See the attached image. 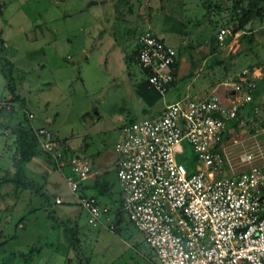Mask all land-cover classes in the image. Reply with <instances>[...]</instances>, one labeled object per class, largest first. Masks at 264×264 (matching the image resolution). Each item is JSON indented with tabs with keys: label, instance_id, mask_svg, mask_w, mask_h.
Returning <instances> with one entry per match:
<instances>
[{
	"label": "built area",
	"instance_id": "built-area-1",
	"mask_svg": "<svg viewBox=\"0 0 264 264\" xmlns=\"http://www.w3.org/2000/svg\"><path fill=\"white\" fill-rule=\"evenodd\" d=\"M240 32L220 26L215 39L220 45ZM136 44V64L162 95L174 78L175 48L147 28ZM263 74L260 66L243 68L200 97L176 99L121 126L112 164L121 209L158 264H264V96L255 92ZM14 106L0 96V114ZM31 127L94 224L107 207L77 190L99 170L86 156L64 154L47 127Z\"/></svg>",
	"mask_w": 264,
	"mask_h": 264
},
{
	"label": "rangeland",
	"instance_id": "rangeland-1",
	"mask_svg": "<svg viewBox=\"0 0 264 264\" xmlns=\"http://www.w3.org/2000/svg\"><path fill=\"white\" fill-rule=\"evenodd\" d=\"M90 1L0 0V96L11 91L15 96L13 101L21 102L35 118H43L44 124L54 129V140L66 139L87 147L88 151H95L110 147L123 123L141 119L143 115L135 108V97L130 91V86L142 77L141 69L133 61L124 64L122 59L124 67L121 72L107 50L105 37L107 35L115 43L120 45L124 42L122 46L131 47L134 34L143 26L141 21L146 16L149 0H93V4ZM167 1L169 5L177 2ZM184 1L185 14H190L192 19L199 16L200 4L194 0ZM162 2L165 1L153 0V5H150L152 12L146 18L154 31L161 33L162 27L170 24L169 21L174 23L171 27L175 31L184 29L181 36L192 34L195 23L202 16L188 25L185 22L181 25L168 16L171 15L165 9L168 6L161 5ZM212 19L218 23L214 25L212 21L209 29L208 42L214 46L217 44L215 30L222 23L217 13ZM259 21L264 22V17L261 20L255 18L252 25L244 27L236 38H226L222 44H217L223 46L214 56L219 60L215 63L218 79L243 69L251 62L263 66L258 59L262 55L257 53L256 33L251 43L246 40L251 35L252 31H249ZM145 28L149 29L148 26ZM183 44L178 49L186 53L191 51L195 42L188 39ZM84 53H87L86 57H83ZM205 68L200 74L206 71ZM182 83L183 79L175 81L150 105L143 104L145 113L151 111L156 101H173L176 93L182 89ZM16 116L22 118L21 110ZM5 141L8 142L0 127V165L7 163L10 152ZM56 144L61 146L58 142ZM96 180L99 181V177ZM60 186L63 201L54 204L49 197L45 205L48 212L37 206L39 201L44 202L42 193L35 190L36 186L32 187L34 191L20 188L16 192L13 213L22 216L24 227L16 228L14 241L6 243L0 250V264H76L78 261H84V264L147 263L151 250L123 212L117 225L112 229L107 227L118 201L115 194L113 198L105 197L98 194L95 187H80L77 194L92 195L100 203L106 201L110 212L100 215L94 224H89L77 199V203H71L82 231L77 252H72L74 262H64L66 248L63 234L57 232L54 225L51 229L48 227L50 219L54 221L53 218L65 209L68 211L70 200L67 194L73 195L63 181ZM111 188L115 191L114 186ZM54 189V185H51L50 193L53 194ZM35 231L37 236H33ZM30 247L31 252L27 253ZM10 251H20V255L13 256L9 254Z\"/></svg>",
	"mask_w": 264,
	"mask_h": 264
},
{
	"label": "crops",
	"instance_id": "crops-1",
	"mask_svg": "<svg viewBox=\"0 0 264 264\" xmlns=\"http://www.w3.org/2000/svg\"><path fill=\"white\" fill-rule=\"evenodd\" d=\"M152 1L153 0L148 1L149 6L147 7L146 12H145V15H146L145 18H143L141 21L142 22L141 24H143L141 29L148 26L149 29L153 33L158 35L165 43L173 46L177 54L176 55L177 64L174 69V78H173V81L171 82V85L167 87L166 90H168L174 84L175 81L179 79H183L182 89L180 90V92L176 93L177 97L174 100L179 99V98H186V97L187 98L200 97L204 95L205 93L208 92L210 87L218 80V78L216 77L217 68L215 64L216 63L215 59L218 57H214V56L216 54L218 55L219 50L223 47L217 44L212 46L208 42L210 38L209 29H210L211 22L214 21V25L218 24L216 19L214 20L212 19L213 17H216V12L210 9L209 12H207L208 15H206L205 14L206 7L201 5L198 2V0H194L196 1L197 4H200V6H198L199 16H195L192 19V16H190V14L187 15L184 12L186 10L185 8L186 5H185L184 0H177V2L170 3V5L167 0H161V1H165V2H162L161 5L164 6L166 4L168 6V8H165V7L163 8L167 10V13H171V15H168L167 13L166 15L173 18L175 22H178L181 25L184 24L183 22H185L188 25L192 20H197V18L201 16L202 18L199 20V22L197 21V23H195L196 26L192 29L191 31L192 34L185 33L183 36H181L180 33L183 32L184 29L182 28L179 31V28H178V30L175 31V29L171 27V24H174V23H171L169 21L168 23L170 24L162 27L163 31H161V33L158 34L157 32L154 31L152 26L147 22L148 19H146L152 12L151 10L152 7H150V5H153ZM253 20L254 19L246 23L244 27H249V24L252 25L251 22ZM138 32L134 34V42L131 45V47H133L136 43V35L138 34ZM249 32H251V35L247 36V39H246L249 43H251V39L254 38L255 33H256L257 40L255 42H256V46H259V50L258 51L256 50V51L258 55H262L258 59H260L261 62H263V66H260V67L264 72V49H263L264 48V22L259 21L257 25L255 27H252V29ZM188 39L193 40V42H195V45L192 46V48L190 49L191 50L190 52L188 51L184 53L183 51H180L178 48L180 44H183V43L186 44ZM105 41H106V47L108 48L107 50L110 52L111 58L116 60L117 67L122 72V69L124 67V64L122 62V54L125 50L130 49L131 47L129 45L122 46L123 44H125L124 42L119 45L115 43L112 37H108L107 35L105 37ZM198 51L200 52L198 53ZM86 55L87 53H84L83 57H86ZM255 61H258V60L256 59ZM253 63L254 62H251L247 66L251 65L252 66L251 68H256L259 66V65H253ZM204 67H206L205 68L206 71L200 74V72L202 71V69H204ZM246 67H243V68H246ZM143 75L144 74L142 72V76ZM261 79H264V74ZM132 87L133 86L131 85L130 91L133 93L135 97L133 98V102L135 103V108L139 109L142 112L143 115L141 116V118L147 117V116H153L157 114L162 109V107L167 103L166 99L159 100L158 102L156 101L151 106V111L149 113H145L146 111L144 110L145 108L143 105V101L140 97L135 95ZM263 89L264 87L261 89V91ZM12 95L13 93L8 90L5 96H12ZM262 95L264 96V93H262ZM13 102L15 103V109L13 111L4 112L3 114H0V127H2V135L4 136L5 140H8V142L5 141V146L7 145V148L10 150L7 163L0 165V176L8 172L10 173L13 170L11 166V155L13 153V148H14L13 142H12L13 135L9 133L8 131L9 128L7 127V124H14L17 121L21 120V118H18L16 116V113L18 111L21 110L22 115L24 116H25V111L31 112L29 110H26L24 108V105L21 102H18L17 100ZM137 119H132V120H137ZM26 121H28L31 126H39V125L45 126L52 131L53 135L55 134V131L53 128L48 127L47 125L44 124L43 118L37 119L32 114V118L26 119ZM119 136H120V128H119V131H118V134L116 136L114 143L119 138ZM114 143L108 148L98 149L95 151L93 150L88 151L87 147H83L82 145H78L77 143H74L66 139L62 142V145L67 148L68 154H77V155H83V156L88 157L90 160L91 167L99 170V173L96 176H93L90 178L92 179V181H89L88 183H85V184L80 183L81 188L89 189V188L95 187L97 189L96 183L99 182L101 191L100 192L97 191V193L102 194L103 196L109 197V198H113L115 194V197L117 200L119 198V189H118V185L116 182L114 170L112 167L113 160L115 157L114 151H113ZM21 169H22V172L26 180H29L30 187L28 188H32L36 186L37 189L35 190H38V192L42 193L43 195L42 199L44 203H42L41 201L37 203L38 204L37 206L40 208V210L47 211L45 208L46 207L45 205L46 203H48L49 197H51L52 199L54 197H59L61 199V202L59 203H62L63 197L62 195H60V191L62 189L60 184H61V181L65 183L62 173L60 170H58L53 165L52 162H50L47 158H45L43 154L41 153L32 154L28 160L22 162ZM61 170L67 171V166H63ZM97 177H99V181L96 180ZM51 185H54V188H55L54 189L55 192L53 194L50 193V190H49ZM113 186L115 187V191L111 190L112 189L111 187ZM18 190H20V188L14 182L10 180H5V181L0 182V250L6 243H12L14 241L15 236H16V233H15L16 228L22 229L24 227L22 216L18 217L16 213H13L15 209L16 198H17L16 192ZM67 198L68 200H70V202H68V208H67L68 211L65 209L64 212H61L60 215L53 218L54 221L50 219L48 221V227L49 229H51L54 225L56 226L57 232L59 231V232H62L63 234L62 223L66 224L67 226H75L77 228V236L79 238L80 237L79 235L82 230L80 228V225L77 223L75 219V213H73L71 209V203H77L75 201L76 198H75V195H71L69 193L67 194ZM96 200L98 201L97 198ZM53 203L55 204L54 201ZM98 203L105 205L108 209V213L110 212V208L107 206L106 201H103L102 203L98 201ZM114 220L115 219L112 215V218L110 219V221H112L113 225L116 224V221ZM37 235H38L37 231H35L33 233V236H37ZM63 244H64V247L66 248L64 252L65 255L63 257V261L64 262L66 261V263L67 262L71 263L75 258L73 257V254H72L73 250L68 246L64 238V235H63ZM31 248L32 247H30L27 250V253L31 252ZM9 254L11 255L13 254V256L20 255V251H10Z\"/></svg>",
	"mask_w": 264,
	"mask_h": 264
},
{
	"label": "trees",
	"instance_id": "trees-1",
	"mask_svg": "<svg viewBox=\"0 0 264 264\" xmlns=\"http://www.w3.org/2000/svg\"><path fill=\"white\" fill-rule=\"evenodd\" d=\"M122 1L123 0H121L120 2ZM198 2L204 7H206V13L209 12L210 9L214 10L221 20L220 22L222 24L220 26H228L232 31L237 29H243L245 24L251 21L252 19L257 18L258 20H261L264 17V0H198ZM124 52L125 53H123L122 57L124 64H127L129 61H133L136 64L137 44L135 43L133 47L125 50ZM215 60L216 62L219 61L217 58ZM176 64L177 62L175 59L173 63V71L175 69ZM251 67L252 66L249 65L246 68L250 69ZM219 80L220 79H218L217 81ZM263 87L264 79H257L255 92L260 91ZM132 88L135 95L142 99L144 105H150L154 100H156L160 96V94L155 89L148 85L146 79L144 78V75L138 81H136L135 84H133ZM14 99L15 96L13 94L12 96H10V100L13 101ZM14 109L15 106L11 111H13ZM22 117L23 118H21L20 121H17L14 124H7V127L9 128V133L13 135L12 142L14 148L13 153L11 155V166L13 170L10 173L8 172L0 176V182L10 180L14 182L19 188H28L30 187L29 180H26L22 172V162L28 160L29 157L35 153H41L50 162L51 160L39 148L33 135L31 125L28 121H26L24 115H22ZM55 141L61 145L60 147L62 152L67 155V148L62 145V142L64 140L56 138ZM80 187L81 185L79 183L78 188ZM96 187L97 191L100 192L101 188L99 182L96 183ZM30 191H34V189L30 188ZM117 201V206L112 211V215L116 221L115 225L120 222L119 216L122 212L120 198H118ZM62 231L68 246L74 252H77L79 243V239L77 236V228L75 226H67L66 224L62 223ZM148 249L151 250V258H149L146 264H156V259L153 250L149 247ZM76 264H84V261H78Z\"/></svg>",
	"mask_w": 264,
	"mask_h": 264
},
{
	"label": "water",
	"instance_id": "water-1",
	"mask_svg": "<svg viewBox=\"0 0 264 264\" xmlns=\"http://www.w3.org/2000/svg\"><path fill=\"white\" fill-rule=\"evenodd\" d=\"M90 4H93V3H95V1H90L89 2ZM89 181H92V179H90V178H85V179H82L81 181H80V183L81 184H85V183H88ZM115 221V220H114Z\"/></svg>",
	"mask_w": 264,
	"mask_h": 264
}]
</instances>
